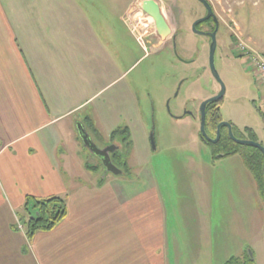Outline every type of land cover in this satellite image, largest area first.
<instances>
[{"label":"crops","instance_id":"0c3cea01","mask_svg":"<svg viewBox=\"0 0 264 264\" xmlns=\"http://www.w3.org/2000/svg\"><path fill=\"white\" fill-rule=\"evenodd\" d=\"M86 2L0 0V264H227L243 258L246 249L217 254L212 222L219 199L200 177L199 188L192 181L183 193L171 191V201L153 175L147 173L141 186L125 157L129 171L120 168V176L86 168L77 122L92 123L88 132L100 146L118 145L112 141L117 131L126 130L124 146L137 127L147 132L128 82L138 68L139 46L147 53L135 31L138 11L129 6L128 16H100L94 9L91 16ZM218 7L224 12L226 2L219 0ZM229 15L220 26L232 32L228 45L235 59L249 64L235 49L238 41L264 55V31L253 29L257 21L250 28ZM181 20L171 16L175 31ZM154 37H145L149 48ZM165 48L157 41L156 51ZM262 97L261 107L253 100L259 110ZM254 128L244 125L264 144ZM74 164L88 169L85 176L74 175ZM29 197H58L67 206L65 219L33 240L19 228Z\"/></svg>","mask_w":264,"mask_h":264},{"label":"rangeland","instance_id":"374dc122","mask_svg":"<svg viewBox=\"0 0 264 264\" xmlns=\"http://www.w3.org/2000/svg\"><path fill=\"white\" fill-rule=\"evenodd\" d=\"M207 1L213 7L220 23L221 20L227 21L225 14H230L229 16H236L240 23L244 20L246 27L251 28L257 21L258 27L255 25L253 29L264 31V0H260L259 5H254V0H242L243 3L237 5L233 0H224V12L218 7L219 0ZM236 1L238 3L240 0ZM86 3L89 5L91 16L94 9L99 10L100 16H128L129 14L125 13L129 11V6H132L134 11H138L137 14L142 20L140 24L152 26V19L145 17L146 11L141 10L149 3L148 0H88ZM161 8L170 19L171 16H181V24L178 23V33L176 32V46L169 45L165 49L147 53L139 46L138 68L128 79L129 85L134 86L132 88L138 95L139 116L144 119L147 132L142 133L137 127L130 136V146H124L121 142L122 132L115 136L114 141L120 145V155L125 157L136 180L141 182L140 185L143 186L142 184L147 182V173L153 175L159 189L164 191V187L167 188L168 200L176 198L175 195L171 196V191L179 193L183 188L182 192L189 188L192 181L199 188L198 177L204 188L206 183H209L215 192L216 201L219 199V212L215 211L214 221L212 220L214 227H218L216 236L212 238L214 242L217 241V254L222 257L230 252L238 254L242 249H246L248 253L246 252L243 258L249 255L254 259V264H264V237L260 234L264 220V199L257 181L248 170V175L245 174L247 168L240 155L224 156L234 145L224 146L225 140H220L219 147V143L206 145L200 138L202 104L217 96L221 90V85L209 67L211 41L209 37L198 35L193 30V24L205 17L206 9L198 0H164ZM214 28L206 24L202 26V30L199 26L198 30L206 32ZM148 32H155V28L151 27ZM139 34L142 35L140 32ZM231 34L227 25L220 26L217 34L215 67L226 88L221 110L223 122L232 126L233 123L237 124L238 127L233 129L239 139H255L264 146L262 139L259 141L258 137L244 130V125L252 128L254 126L258 136L264 137V123L260 121L259 108L253 102L256 101L259 106L264 91L254 75V64L249 62V65L244 59H235L228 45ZM150 36L156 37V34ZM242 46L248 50L246 45L239 41L235 49L241 51ZM260 113L264 118V100ZM153 134L156 149H153L151 142ZM223 136H227L225 130L222 131ZM248 147L251 146L233 149L243 151ZM84 150L86 168L99 167L100 171L97 173L101 174V177L105 176L104 168L98 165L97 159L87 149ZM190 159H193L195 165L190 164ZM119 168L125 171L124 166L120 165ZM194 168H199V172L188 174ZM73 170L75 176L83 177L88 169L74 164ZM249 174L250 179L252 176L251 180ZM213 177L216 178L215 181ZM30 213L25 212V216L19 221L26 232Z\"/></svg>","mask_w":264,"mask_h":264},{"label":"trees","instance_id":"16d2710c","mask_svg":"<svg viewBox=\"0 0 264 264\" xmlns=\"http://www.w3.org/2000/svg\"><path fill=\"white\" fill-rule=\"evenodd\" d=\"M222 101L210 104L207 108L206 129L211 137L216 136L218 125L224 121L221 113V106L223 105ZM86 125L88 128L93 129L92 123L89 120L86 121ZM224 130L227 132V136H223L221 139V141L225 140L226 142L224 146L234 145L230 147L228 154H225V156L240 155L243 158L245 167L257 181L260 194L262 199H264V156L262 152L255 147H248L243 151L234 150V147H239L240 149L245 148L244 146L233 142L226 127L222 128V131ZM120 132L123 133L122 142L126 141V130L114 132L112 135V141ZM253 136L256 137L255 135ZM221 141L217 145L218 147L221 145ZM112 157L117 165L124 166L126 170V164L123 163L120 154L115 153ZM88 169L96 170L97 168H92L90 166ZM26 210L29 211V213L31 212L26 232L29 240H33L34 236L38 232H49L54 230L67 215L66 202L58 197H52L49 199H36L29 197L27 198ZM16 229H18V226H16ZM227 264H254V259L249 255H246L245 258H232L227 262Z\"/></svg>","mask_w":264,"mask_h":264},{"label":"water","instance_id":"95a60500","mask_svg":"<svg viewBox=\"0 0 264 264\" xmlns=\"http://www.w3.org/2000/svg\"><path fill=\"white\" fill-rule=\"evenodd\" d=\"M201 4L206 9L207 15L198 20L197 22L194 23L193 25V30L196 34L201 35V36H206L209 37L211 40V52H210V69L211 72L214 76V78L219 82L221 85V90L219 94L215 97H212L206 101L203 102L202 107H201V132H200V138L203 142L207 143H217L220 138H221V131L223 127H226L228 129L229 135L233 141H235L237 144L242 145V146H251L259 149L263 156H264V146L254 140H243V139H238L234 135V129L232 124L227 123V122H222L218 125L217 128V135L216 139H212L206 129V115H207V108L208 105L217 103L219 101H222L224 99V96L226 94V88L220 79L218 73L216 72V67H215V56H216V51H217V34L220 28V22L218 18L216 17L213 7L207 0H198ZM147 14H149L155 22V27L158 35L160 38L165 41L167 38H169L173 34V28L170 24L169 18L167 14H165L162 9L155 4H147L146 7L144 8ZM209 19H212L215 23V30L212 33H206L203 31H199L197 26L201 23H204L208 21ZM77 127V132L79 135L80 140L82 141V144L84 148H86L90 154L95 157L102 165L104 168V173L105 176L111 174L114 176H120L123 174V171L116 166V164L113 162L112 156L120 151V147L117 144H110L106 147H100L96 142L94 141L93 137L91 134L88 132L87 127L84 125L82 122H77L76 124ZM151 142L153 149H156V144H155V139H154V134L151 136ZM252 256V253H250Z\"/></svg>","mask_w":264,"mask_h":264},{"label":"built area","instance_id":"2783aa9c","mask_svg":"<svg viewBox=\"0 0 264 264\" xmlns=\"http://www.w3.org/2000/svg\"><path fill=\"white\" fill-rule=\"evenodd\" d=\"M140 21H142V20L140 19L138 24H136L135 31H136V33L138 35L139 43L144 47L145 51L147 52V51H149L151 49L149 48V46H147L148 43L146 42L145 37L148 36V35L150 36L151 34H154V33L156 34L157 31H156V28H155V32H151V33L150 32H146V33H144L145 30H148V25H141ZM152 22H153V19L151 20V23ZM139 32L142 33V35L139 34ZM149 44H151V43L149 42ZM155 47H156V45H155ZM240 50H241L242 54H246L247 55L246 57L249 59V62L250 63L252 62V64H254V71H253L254 75H255V77H257V80H258L257 83L263 88V91H264V55H260V54H257V53L254 54V53L248 51L243 46H242V48ZM245 51H246V53H245ZM21 229H22V227H21Z\"/></svg>","mask_w":264,"mask_h":264},{"label":"flooded vegetation","instance_id":"af4514ba","mask_svg":"<svg viewBox=\"0 0 264 264\" xmlns=\"http://www.w3.org/2000/svg\"><path fill=\"white\" fill-rule=\"evenodd\" d=\"M164 0H148V4H157L158 6H160V8H161V3L163 2ZM162 9V8H161ZM146 13V12H145ZM145 15V17H148V18H152L149 14H144ZM207 15V12H206V14H205V16ZM153 19V18H152ZM169 19H170V17H169ZM170 21H171V19H170ZM171 23V22H170ZM208 25V24H210V25H212V26H214L215 27V23H214V21L212 20V19H209L208 21H206V22H204V23H201V24H199L198 26H197V28L200 26V29L202 28V26L203 25ZM194 25V24H193ZM151 27H154V28H156L155 27V22H154V19H153V22H152V26ZM151 27H148V29H151ZM172 28H173V26H172ZM202 30V29H201ZM215 30V28L214 29H212L211 31H206V33H212L213 31ZM146 32H148V30H145L144 31V33H146ZM177 30L175 31V28H173V34L169 37V38H167L165 41H163L161 38H160V36L158 35V33H156V39H154V38H152V40H151V46H150V49L151 50H149V52L151 51V52H156V47H155V44H156V42L157 41H160V40H162L163 42H166V45L167 46H169V45H172V46H176V42H177ZM210 39V38H209ZM211 41V40H210ZM161 47V46H160ZM229 133V132H228ZM216 135H217V133H216ZM234 135H235V133H234ZM210 136V135H209ZM236 136V135H235ZM237 137V136H236ZM212 139H216V136L215 137H211ZM231 138V137H230ZM238 138V137H237ZM222 139V131H221V138H220V140ZM239 139V138H238ZM220 140L217 142V143H219L220 142ZM203 142V141H202ZM204 144H211V143H207V142H203ZM224 156H225V154H224ZM237 156V155H236ZM113 158V157H112ZM113 162H114V159H113ZM116 166H118V168H119V165H117L116 164Z\"/></svg>","mask_w":264,"mask_h":264}]
</instances>
